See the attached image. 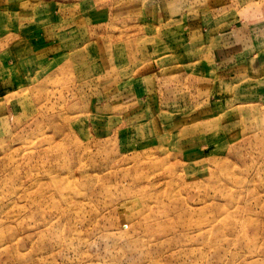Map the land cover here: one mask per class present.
<instances>
[{"label":"rangeland","instance_id":"1","mask_svg":"<svg viewBox=\"0 0 264 264\" xmlns=\"http://www.w3.org/2000/svg\"><path fill=\"white\" fill-rule=\"evenodd\" d=\"M0 264H264V0H0Z\"/></svg>","mask_w":264,"mask_h":264},{"label":"crops","instance_id":"2","mask_svg":"<svg viewBox=\"0 0 264 264\" xmlns=\"http://www.w3.org/2000/svg\"><path fill=\"white\" fill-rule=\"evenodd\" d=\"M254 1H256V0H254Z\"/></svg>","mask_w":264,"mask_h":264}]
</instances>
